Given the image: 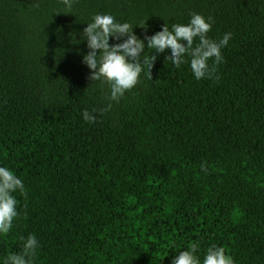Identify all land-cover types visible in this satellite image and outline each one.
<instances>
[{
    "label": "trees",
    "instance_id": "1",
    "mask_svg": "<svg viewBox=\"0 0 264 264\" xmlns=\"http://www.w3.org/2000/svg\"><path fill=\"white\" fill-rule=\"evenodd\" d=\"M97 13L232 38L210 79L150 53L117 103L82 62ZM0 166L25 186L0 259L34 234L33 264H171L193 242L264 264V0H0Z\"/></svg>",
    "mask_w": 264,
    "mask_h": 264
},
{
    "label": "clouds",
    "instance_id": "2",
    "mask_svg": "<svg viewBox=\"0 0 264 264\" xmlns=\"http://www.w3.org/2000/svg\"><path fill=\"white\" fill-rule=\"evenodd\" d=\"M73 2L62 0L68 13H71ZM212 24L210 17L191 13L186 24L174 23L171 28L164 24L160 31L141 39L134 34V26L129 22L118 20L109 13H97L83 29L81 40H86L89 51L83 55L82 62L90 70L92 81L108 84V98L117 103L139 83L142 73L151 79V68L157 59L156 55H150L152 52L160 54L170 50L171 54L166 59L175 67L179 68L187 62L195 80L210 79L216 66L224 62L221 50L232 38L231 32L224 33L219 40L209 38ZM113 38L121 42L111 44ZM95 112L96 109L92 113L85 110L83 119L89 123L95 122ZM14 193H25L22 179L9 167L0 166V236L10 232L13 221L19 215V201ZM22 241V251L8 254L0 259V264H33L39 241L34 234L22 238ZM198 252V244L193 242L186 250L178 251L171 264H235L233 257L217 245L209 246L202 259Z\"/></svg>",
    "mask_w": 264,
    "mask_h": 264
}]
</instances>
